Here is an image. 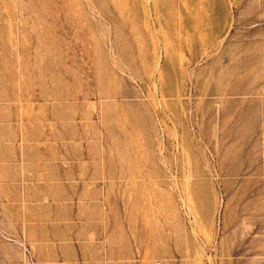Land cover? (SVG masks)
Listing matches in <instances>:
<instances>
[{
	"label": "rangeland",
	"instance_id": "374dc122",
	"mask_svg": "<svg viewBox=\"0 0 264 264\" xmlns=\"http://www.w3.org/2000/svg\"><path fill=\"white\" fill-rule=\"evenodd\" d=\"M0 264H264V0H0Z\"/></svg>",
	"mask_w": 264,
	"mask_h": 264
}]
</instances>
